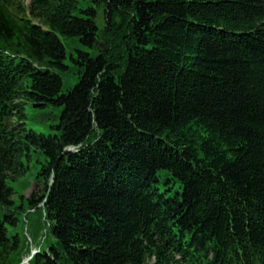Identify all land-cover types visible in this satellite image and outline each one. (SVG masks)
<instances>
[{"label": "trees", "instance_id": "trees-1", "mask_svg": "<svg viewBox=\"0 0 264 264\" xmlns=\"http://www.w3.org/2000/svg\"><path fill=\"white\" fill-rule=\"evenodd\" d=\"M39 220L29 264H264V0H0V264Z\"/></svg>", "mask_w": 264, "mask_h": 264}, {"label": "rangeland", "instance_id": "rangeland-1", "mask_svg": "<svg viewBox=\"0 0 264 264\" xmlns=\"http://www.w3.org/2000/svg\"><path fill=\"white\" fill-rule=\"evenodd\" d=\"M65 42H66L68 55L70 54V52L76 53V49L78 48H85L84 45H82L79 41H76V40L66 39ZM70 60H71L70 57H68L67 61H70ZM76 81L77 80L74 75L65 76L64 77V90H68L69 88H71L76 83ZM29 177H30L29 179L31 183L34 179V176L33 174H30ZM26 182H27L26 177L23 179V181L17 180V181L12 182V184L17 190V197L19 201L22 200V194L24 196H28L33 190V186H30L29 188L26 187ZM32 217L38 218L39 213L38 212L33 213ZM47 228L48 227L41 220L36 221L35 223L31 224L29 226V231L27 232V235H28L27 247L30 249H34V248L45 249L47 247V244L49 243V240L45 239L47 236L45 233ZM31 255H32V251L25 258L23 264H28L26 260Z\"/></svg>", "mask_w": 264, "mask_h": 264}, {"label": "water", "instance_id": "water-1", "mask_svg": "<svg viewBox=\"0 0 264 264\" xmlns=\"http://www.w3.org/2000/svg\"><path fill=\"white\" fill-rule=\"evenodd\" d=\"M29 260H30V258H28V259L26 260V262H29ZM23 263H24V262H23ZM23 263H22V264H23Z\"/></svg>", "mask_w": 264, "mask_h": 264}]
</instances>
